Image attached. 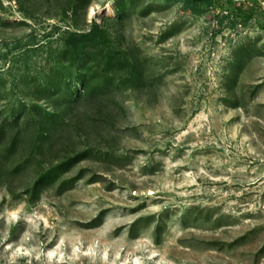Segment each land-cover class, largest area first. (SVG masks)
<instances>
[{
    "label": "rangeland",
    "instance_id": "1",
    "mask_svg": "<svg viewBox=\"0 0 264 264\" xmlns=\"http://www.w3.org/2000/svg\"><path fill=\"white\" fill-rule=\"evenodd\" d=\"M78 1L0 0V264H264V0ZM95 24L114 86L65 105Z\"/></svg>",
    "mask_w": 264,
    "mask_h": 264
},
{
    "label": "trees",
    "instance_id": "2",
    "mask_svg": "<svg viewBox=\"0 0 264 264\" xmlns=\"http://www.w3.org/2000/svg\"><path fill=\"white\" fill-rule=\"evenodd\" d=\"M88 2L89 0L78 1L79 5H86ZM185 3L191 12L197 15L205 13L203 6H206V10L210 8L215 9L217 6V0H185ZM127 13L128 7L126 3H120L117 8V19L123 18ZM233 14L236 15L237 12H233ZM224 18H228V16ZM63 38L64 47L61 57L64 60H69L71 68H79H77V73H72L70 76H56L58 79L54 82V89L50 93L51 97H60L58 101L63 102L65 105H76L83 101L95 100L107 94L114 86L113 80L108 76L109 70L115 63V60L109 55L105 57L103 50L97 52L98 48L106 46L107 32L104 27L95 24L88 32L64 31ZM101 57L107 60L105 65L100 60ZM95 66H98V68L95 69ZM103 66L102 74H99L98 69L103 68ZM23 113H27V109ZM33 113H37L38 118L41 120L37 121L35 117L33 118ZM27 117L31 118V121L40 124L45 134L48 129L55 128L62 122L59 120L57 114L50 113L47 110L43 111L41 108H34L28 113ZM21 120L22 114H14L0 128V138L5 135L7 129L19 127ZM16 149L17 141L9 149V153H13ZM57 177L58 175L56 174L53 178L56 179ZM53 178H48L47 180H52Z\"/></svg>",
    "mask_w": 264,
    "mask_h": 264
}]
</instances>
